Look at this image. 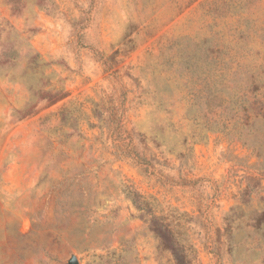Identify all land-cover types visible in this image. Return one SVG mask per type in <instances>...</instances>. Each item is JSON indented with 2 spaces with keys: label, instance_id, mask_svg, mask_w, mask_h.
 Here are the masks:
<instances>
[{
  "label": "rangeland",
  "instance_id": "rangeland-1",
  "mask_svg": "<svg viewBox=\"0 0 264 264\" xmlns=\"http://www.w3.org/2000/svg\"><path fill=\"white\" fill-rule=\"evenodd\" d=\"M52 2L0 0V264H264V0Z\"/></svg>",
  "mask_w": 264,
  "mask_h": 264
},
{
  "label": "trees",
  "instance_id": "trees-1",
  "mask_svg": "<svg viewBox=\"0 0 264 264\" xmlns=\"http://www.w3.org/2000/svg\"><path fill=\"white\" fill-rule=\"evenodd\" d=\"M25 0H8L10 3L13 11H21L24 5ZM48 1V2H47ZM48 3V4H47ZM53 4L52 0H37V5L40 7H47V5ZM44 99L49 104H53L63 98L66 95V92L64 90H44ZM254 117H262L264 119V101L257 103L254 106ZM252 116V117H253ZM247 118H251L249 115H247ZM243 118H235L231 128H237L239 124H242L241 120ZM155 231L157 235L161 238L162 243L164 242L165 248L171 249L174 254L176 255V261L177 264H190V261L188 260V252L181 249V246L177 242V238H175L176 233L173 227L170 226V224L164 223L162 220V217H155Z\"/></svg>",
  "mask_w": 264,
  "mask_h": 264
},
{
  "label": "water",
  "instance_id": "water-1",
  "mask_svg": "<svg viewBox=\"0 0 264 264\" xmlns=\"http://www.w3.org/2000/svg\"><path fill=\"white\" fill-rule=\"evenodd\" d=\"M65 264H80V260L78 258V256L76 254H72L67 261L65 262Z\"/></svg>",
  "mask_w": 264,
  "mask_h": 264
}]
</instances>
